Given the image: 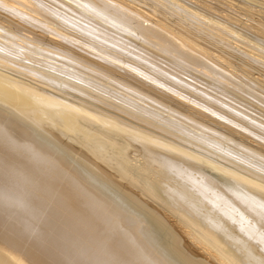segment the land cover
Segmentation results:
<instances>
[{
	"label": "bare ground",
	"instance_id": "obj_1",
	"mask_svg": "<svg viewBox=\"0 0 264 264\" xmlns=\"http://www.w3.org/2000/svg\"><path fill=\"white\" fill-rule=\"evenodd\" d=\"M0 264H264V0H0Z\"/></svg>",
	"mask_w": 264,
	"mask_h": 264
}]
</instances>
